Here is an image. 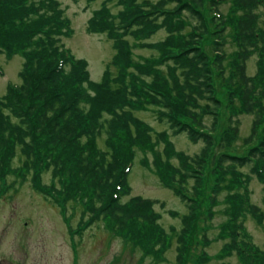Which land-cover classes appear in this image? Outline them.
Instances as JSON below:
<instances>
[{"label": "trees", "instance_id": "1", "mask_svg": "<svg viewBox=\"0 0 264 264\" xmlns=\"http://www.w3.org/2000/svg\"><path fill=\"white\" fill-rule=\"evenodd\" d=\"M117 2L122 7L117 14L103 3L88 21V30L105 34L115 51L95 82L86 61L74 58L60 42L71 29L57 0H0V54L23 58L20 83L8 84L0 97V173L11 171L18 154L22 164L15 170L32 172L37 192L55 196L56 202L79 201L82 214L90 211V220L81 219L77 233L92 220H104L115 233L157 254L158 247L162 253L170 243L157 223L154 201L129 196L135 149L149 150L162 183L188 210L176 233V264H184L189 239L202 218L209 174L215 182L206 204L215 205L218 195L227 192L223 255L234 252L241 264H264V251L252 243L243 221L249 214L262 223L264 213L250 201L251 175L241 171L248 167L264 191V27L258 11L264 0H232L228 16L220 12L224 0ZM229 28L237 47L231 57L224 51ZM160 29L167 36L151 42ZM133 48L157 55L136 63ZM254 56L257 68L249 75L247 64ZM160 65L166 67L165 75ZM236 102L240 113L253 117L242 140L248 146L243 155L230 152L238 135L231 125ZM150 106L174 133L202 140L201 151L190 156L175 150L165 132L153 140L150 127L132 113ZM221 112L226 119L219 124ZM206 115L213 119L211 127L203 122ZM101 137L104 147L98 143ZM161 141L166 159L155 149ZM172 156L177 165L169 161ZM44 171L52 176L49 192L40 182Z\"/></svg>", "mask_w": 264, "mask_h": 264}, {"label": "rangeland", "instance_id": "2", "mask_svg": "<svg viewBox=\"0 0 264 264\" xmlns=\"http://www.w3.org/2000/svg\"><path fill=\"white\" fill-rule=\"evenodd\" d=\"M57 1L71 29L68 36L60 38V42L74 58L86 61L90 78L99 82L115 51L113 42L105 34L91 33L88 30V21L93 12L99 10L103 3L113 14L121 10V5L117 0ZM231 3L232 0H224L221 4L220 12L223 16L230 14ZM258 11L260 25L264 27V8L260 7ZM186 28L189 29L188 25ZM231 33L232 30L229 28L226 35L227 43L224 45L227 57H231L237 50ZM166 36L167 31L160 29L151 36L150 41H160ZM127 39L130 43L133 41L130 37ZM132 51V59L136 63H142L145 59H151L157 55L156 51L145 48H133ZM256 62L255 56L248 61L249 75L255 73ZM22 63L23 58L18 54L11 58H7L3 53L0 54V70L2 71L0 96L5 94L8 84L20 83L19 72ZM159 70L162 74H166L164 65H160ZM111 73L114 76L115 70L111 69ZM220 96L223 97L222 94ZM236 107L238 111L232 117L231 125L237 126L238 135L234 141L235 147L230 152L243 155L248 146L242 140L249 135L253 117L240 113L238 102ZM132 113L150 127L153 140H157V133L165 132L168 141L177 151L194 156L204 145L202 140L191 141L185 132L174 133L167 123L158 120L157 112L152 106L145 110L132 109ZM220 115L219 124H222L225 122L226 114L221 112ZM212 120L211 116L206 115L203 122L211 127ZM98 143L104 147V137H101ZM155 149L162 159L167 158L164 153V142H158ZM168 159L173 164H178L176 157L172 156ZM21 164L17 154L11 162V171L5 172L4 175L0 173V259L7 264H176V233L182 226L181 216L188 210L173 190L162 183L154 168L153 155L149 150L135 149L128 176L129 196H141L154 201V212L160 215L157 223L169 235L170 243L162 253L157 245V254L143 250L136 239H128L115 233L104 220H92L80 233H77L75 230L81 219L90 220V211H84L85 213L82 214L83 205L79 201L56 202L55 196L37 192L32 185V172H16L15 169ZM241 171L251 175L248 183L250 201L258 205L264 213L262 183L249 172L248 167H242ZM205 173L206 170H204ZM51 180L50 171L41 173L40 182L46 186V192H49L47 187L51 184ZM189 181L188 185L191 186L193 182ZM214 182L209 174L206 181L207 187L201 200L200 218H202L199 219L195 231L192 232L193 236L189 239L188 254L184 264H241L234 252L223 255L222 251L227 241V237L222 234L223 224L227 221L225 213L227 192L223 190L218 195L215 205L210 207L206 204V198L211 195V186ZM55 188L60 189L58 183H55ZM243 221L252 243L264 251V220L262 223H257L247 214ZM200 257L206 260L201 261Z\"/></svg>", "mask_w": 264, "mask_h": 264}, {"label": "flooded vegetation", "instance_id": "3", "mask_svg": "<svg viewBox=\"0 0 264 264\" xmlns=\"http://www.w3.org/2000/svg\"><path fill=\"white\" fill-rule=\"evenodd\" d=\"M0 264H7L3 259H0Z\"/></svg>", "mask_w": 264, "mask_h": 264}, {"label": "bare ground", "instance_id": "4", "mask_svg": "<svg viewBox=\"0 0 264 264\" xmlns=\"http://www.w3.org/2000/svg\"><path fill=\"white\" fill-rule=\"evenodd\" d=\"M102 74H103V73H102ZM3 95H4V94H3ZM3 95H2V96H3ZM2 96H0V97H2ZM132 162H133V161H132ZM131 166H132V164H131Z\"/></svg>", "mask_w": 264, "mask_h": 264}]
</instances>
